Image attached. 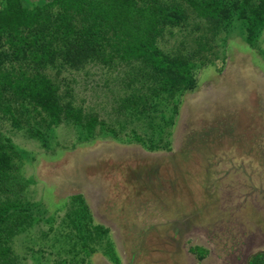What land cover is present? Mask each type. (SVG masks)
<instances>
[{
	"label": "rangeland",
	"instance_id": "374dc122",
	"mask_svg": "<svg viewBox=\"0 0 264 264\" xmlns=\"http://www.w3.org/2000/svg\"><path fill=\"white\" fill-rule=\"evenodd\" d=\"M20 1L34 9L53 0ZM162 2L170 17L158 27L157 52L197 63L172 117L153 67L112 60L98 45L79 68L41 66L85 123L97 117L91 140L79 141L73 124L40 133L23 114L14 124L0 112V134L21 151L24 181L0 196L33 206L37 218L25 211L0 264H264L263 6L250 1L252 14L244 1L225 0L233 15L224 18L201 15L189 0ZM76 34L72 45L83 42ZM75 206L87 207L79 223L78 213L69 219ZM80 223L89 237L58 251L66 233L80 241Z\"/></svg>",
	"mask_w": 264,
	"mask_h": 264
},
{
	"label": "trees",
	"instance_id": "16d2710c",
	"mask_svg": "<svg viewBox=\"0 0 264 264\" xmlns=\"http://www.w3.org/2000/svg\"><path fill=\"white\" fill-rule=\"evenodd\" d=\"M242 1L245 8H253L252 14L255 8L250 5V1H258L259 4L255 6L262 5L264 11V0H241L239 4ZM189 2L204 16L220 17L225 13L228 17L233 15L230 14L231 10L224 12L228 6L225 0ZM57 4L62 6L59 12L52 10ZM169 17L168 8L162 0H143L141 4L136 0H53L34 9L24 7L20 0H8L7 5L0 10V112L10 113L14 124H23L22 120H18L19 114H23L24 124L37 127L40 133L45 126L50 129L63 122L73 124L78 128L79 141L91 140L97 117L93 116L92 122L85 123L83 109L61 96L60 85L43 72L41 66L51 64L53 68L57 66L61 70L64 66L62 63H68L79 68L84 64V57L88 59L85 50L91 45L96 49L98 45L99 53H110L112 60L121 58L126 63L136 60L144 62L147 70L153 67L156 79L160 78L157 93L162 91L163 102L168 104V116L172 117V110L178 107V92L190 86L189 71L197 63L188 57H165L157 52L155 36L159 32L158 27L162 20ZM78 22L83 24L81 30L78 29ZM253 23L259 24L262 21L260 17H255ZM76 30L84 36L80 45H72L69 41L71 36L77 35ZM73 41H76L75 37ZM155 94L146 91L143 95L154 97ZM142 114L148 112L143 111ZM33 121L35 125H32ZM21 156L16 145L0 134V191L11 190L17 183L23 185L18 165ZM176 179L178 186H182L179 178ZM174 190L168 194L174 196ZM83 207L75 206L69 219L74 221L78 213L80 216L77 222H81L83 214L80 213L87 212V207ZM27 210L31 211V219L37 220L33 215V206L18 205L0 196V258L9 257L8 241L22 230L19 229L22 224L27 223ZM78 226L80 241L77 243L66 233L63 238L67 243L61 240L60 244H54L58 251H64L65 244L76 249L78 244L85 242L90 231L82 223ZM98 237H103V234L98 233Z\"/></svg>",
	"mask_w": 264,
	"mask_h": 264
}]
</instances>
